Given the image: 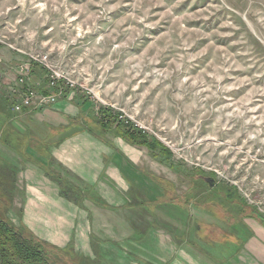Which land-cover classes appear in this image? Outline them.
I'll return each mask as SVG.
<instances>
[{"label": "rangeland", "instance_id": "374dc122", "mask_svg": "<svg viewBox=\"0 0 264 264\" xmlns=\"http://www.w3.org/2000/svg\"><path fill=\"white\" fill-rule=\"evenodd\" d=\"M0 47L47 56L264 219V0H0ZM206 207L232 233L264 228Z\"/></svg>", "mask_w": 264, "mask_h": 264}, {"label": "crops", "instance_id": "0c3cea01", "mask_svg": "<svg viewBox=\"0 0 264 264\" xmlns=\"http://www.w3.org/2000/svg\"><path fill=\"white\" fill-rule=\"evenodd\" d=\"M9 53L0 69L18 75L29 61ZM32 74L49 92L46 73ZM17 75L0 71L1 218L80 264H264V228L226 230L192 198L195 169L127 142L116 111L85 95L14 112Z\"/></svg>", "mask_w": 264, "mask_h": 264}, {"label": "trees", "instance_id": "16d2710c", "mask_svg": "<svg viewBox=\"0 0 264 264\" xmlns=\"http://www.w3.org/2000/svg\"><path fill=\"white\" fill-rule=\"evenodd\" d=\"M34 66L42 69V73H46L39 65ZM43 81L46 82L45 80ZM43 94L47 95L51 93L46 91ZM8 101L10 102L9 97ZM102 114L106 115V112H102ZM107 116L110 119L114 118L113 114ZM119 127L121 137L130 144L148 147L156 157L163 156L166 159L172 157L171 150L156 138H148L146 135L126 129L120 124ZM193 174L194 176H189L193 184L191 195L193 199L198 201L201 207L208 209L206 206L209 203L212 205L217 203L218 207L224 209L227 213L229 211L237 220L244 219L245 217L258 220L264 227V219L253 208H250L251 212L247 213L248 206L239 201L233 190L224 189L221 191L215 179L209 178L214 182V186H212L205 181L204 174L199 170H196ZM203 185L207 187L206 190H203ZM237 223L238 227L240 222L238 221ZM68 257L75 258V264H80V260L77 257H72L64 250L50 246L37 239L22 227L16 228L9 221L0 217V264H66L65 260ZM76 260L78 263H76Z\"/></svg>", "mask_w": 264, "mask_h": 264}, {"label": "built area", "instance_id": "2783aa9c", "mask_svg": "<svg viewBox=\"0 0 264 264\" xmlns=\"http://www.w3.org/2000/svg\"><path fill=\"white\" fill-rule=\"evenodd\" d=\"M34 65H39L46 72L47 90L51 94L40 93L31 82L30 76ZM31 82V83H30ZM13 102V109L21 113L23 109H43L54 106L62 99L72 100L78 94L85 95L94 103L111 108L116 111V122L126 129L147 135L150 133L148 126L132 118L125 111L115 106L108 105L100 100L85 84L79 83L53 68L48 57L32 56L28 65L18 69L16 85L9 90Z\"/></svg>", "mask_w": 264, "mask_h": 264}, {"label": "water", "instance_id": "95a60500", "mask_svg": "<svg viewBox=\"0 0 264 264\" xmlns=\"http://www.w3.org/2000/svg\"><path fill=\"white\" fill-rule=\"evenodd\" d=\"M206 182L209 183V184H211L212 186H214V182H213V180H211V179H206Z\"/></svg>", "mask_w": 264, "mask_h": 264}, {"label": "flooded vegetation", "instance_id": "af4514ba", "mask_svg": "<svg viewBox=\"0 0 264 264\" xmlns=\"http://www.w3.org/2000/svg\"><path fill=\"white\" fill-rule=\"evenodd\" d=\"M206 179H209V178H205V181H206Z\"/></svg>", "mask_w": 264, "mask_h": 264}]
</instances>
